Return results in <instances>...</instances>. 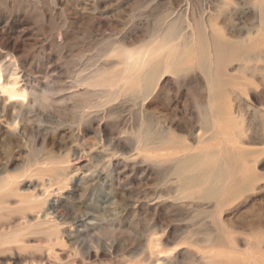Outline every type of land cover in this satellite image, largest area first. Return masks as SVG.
Segmentation results:
<instances>
[{
  "label": "rangeland",
  "instance_id": "374dc122",
  "mask_svg": "<svg viewBox=\"0 0 264 264\" xmlns=\"http://www.w3.org/2000/svg\"><path fill=\"white\" fill-rule=\"evenodd\" d=\"M0 68V264H264V0H0Z\"/></svg>",
  "mask_w": 264,
  "mask_h": 264
},
{
  "label": "bare ground",
  "instance_id": "6f19581e",
  "mask_svg": "<svg viewBox=\"0 0 264 264\" xmlns=\"http://www.w3.org/2000/svg\"><path fill=\"white\" fill-rule=\"evenodd\" d=\"M138 59V58H137ZM145 63V62H144ZM143 65V64H142ZM8 78H10V77H8ZM6 79L5 77H4V74H3V72H2V70H1V68H0V96L1 97H3V99L5 98V99H7L9 102H11V103H19V105H20V107L22 108V107H24V102H25V100H26V97H27V94H28V91H27V89L25 88V87H18V85H16V80L15 79ZM6 101V100H5ZM8 102V103H9ZM24 133V132H23ZM34 159V158H33ZM32 158H30V162H31V160H33ZM29 160V159H28ZM29 162V163H30ZM36 162V161H35ZM34 162V163H35ZM46 164V163H45ZM44 164V165H45ZM28 165V164H27ZM38 165V164H37ZM32 168H34V167H32ZM62 169V168H61ZM59 170V169H58ZM31 171V170H30ZM28 177V176H27ZM22 179H24V178H22ZM21 179V180H22ZM244 179V178H243ZM9 180V179H8ZM21 180H19V181H21ZM22 182V181H21ZM12 184V183H11ZM15 184V182L13 183V185ZM12 185V186H13ZM8 186H10V184L8 185ZM6 187V186H5ZM13 188V187H12ZM1 189V188H0ZM5 189V188H4ZM1 192H2V189H1ZM6 192H8V191H6ZM12 192V191H11ZM4 193V192H3ZM32 194V193H31ZM25 195V194H24ZM25 196H27V194L25 195ZM20 199V198H19ZM47 199V198H46ZM17 201H19V200H17ZM38 201V200H37ZM37 201H35V202H37ZM5 202H7V201H5ZM4 202V203H5ZM46 202H47V200H46ZM3 203V204H4ZM8 203V202H7ZM11 203V202H10ZM10 203H8V204H10ZM18 203V202H17ZM29 203V202H28ZM27 203V204H28ZM21 205V204H20ZM41 205V204H40ZM0 206H1V204H0ZM40 207V206H39ZM42 207V206H41ZM1 208V207H0ZM3 208V207H2ZM7 208V207H6ZM27 209V208H26ZM25 209V210H26ZM38 209V208H37ZM23 210H24V207H23ZM32 210H34V209H32ZM39 210V209H38ZM37 210V211H38ZM35 211V213H36V210H34ZM32 212V211H31ZM41 212V211H40ZM43 212H45V211H43ZM33 213V212H32ZM26 216H27V214H25ZM43 216V215H42ZM45 216V215H44ZM46 217V216H45ZM22 218V217H21ZM20 218V219H21ZM25 218V217H24ZM23 219V218H22ZM49 219V218H48ZM45 220V219H44ZM50 220V219H49ZM26 221V220H25ZM43 221V220H42ZM28 222V221H27ZM51 222V221H50ZM22 223H24V222H22ZM34 223V222H33ZM56 224V223H55ZM43 225H45V224H43ZM46 225H48V224H46ZM51 226V225H50ZM52 226H53V224H52ZM48 227V226H47ZM37 228H39V227H37ZM46 228V227H45ZM40 229H41V227H40ZM39 229V230H40ZM47 229H49V228H46V230ZM50 229L53 231L54 229H52L51 227H50ZM44 230V229H43ZM56 230H57V228H56ZM38 231V230H37ZM62 234V233H61ZM43 235V234H42ZM42 235H39L40 237L42 236ZM50 236V235H49ZM48 236V237H49ZM51 236H55V235H53V234H51ZM56 236H59V235H56ZM44 237V236H43ZM47 237V236H46ZM61 238H63V237H61ZM51 239V238H50ZM55 239H57V238H55ZM48 241H49V239H48ZM44 248V247H43ZM55 248V247H54ZM52 249V248H51ZM56 249V248H55ZM48 254V253H47ZM64 258V257H63ZM66 261V260H65ZM63 263H64V261H63ZM64 264H66V263H64Z\"/></svg>",
  "mask_w": 264,
  "mask_h": 264
}]
</instances>
